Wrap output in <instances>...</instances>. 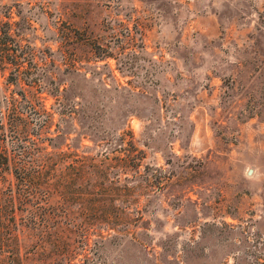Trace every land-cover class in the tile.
<instances>
[{"label":"rangeland","instance_id":"374dc122","mask_svg":"<svg viewBox=\"0 0 264 264\" xmlns=\"http://www.w3.org/2000/svg\"><path fill=\"white\" fill-rule=\"evenodd\" d=\"M2 30L0 107L47 98L92 230L23 264H264V0H0Z\"/></svg>","mask_w":264,"mask_h":264},{"label":"trees","instance_id":"16d2710c","mask_svg":"<svg viewBox=\"0 0 264 264\" xmlns=\"http://www.w3.org/2000/svg\"><path fill=\"white\" fill-rule=\"evenodd\" d=\"M9 41L13 38L2 30L1 47L8 49ZM14 66L19 73L25 69L22 62ZM5 99L0 107V264H23L21 252L26 244L21 235L39 246L53 238L55 250L76 252L80 239L89 244L92 230L64 204L58 162L66 152L46 134L54 120L47 98L34 93ZM29 110L39 116L38 125ZM60 232L73 236L77 244H61Z\"/></svg>","mask_w":264,"mask_h":264}]
</instances>
